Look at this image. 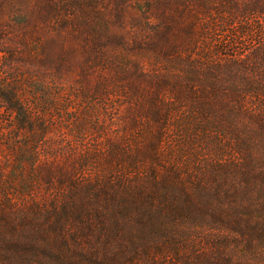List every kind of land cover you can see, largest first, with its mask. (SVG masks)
Returning a JSON list of instances; mask_svg holds the SVG:
<instances>
[{
  "label": "trees",
  "instance_id": "trees-1",
  "mask_svg": "<svg viewBox=\"0 0 264 264\" xmlns=\"http://www.w3.org/2000/svg\"><path fill=\"white\" fill-rule=\"evenodd\" d=\"M0 264H264V0H0Z\"/></svg>",
  "mask_w": 264,
  "mask_h": 264
}]
</instances>
